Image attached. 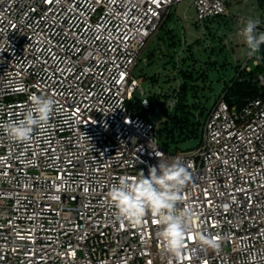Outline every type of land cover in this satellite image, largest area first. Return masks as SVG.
Wrapping results in <instances>:
<instances>
[{"label": "built area", "instance_id": "1", "mask_svg": "<svg viewBox=\"0 0 264 264\" xmlns=\"http://www.w3.org/2000/svg\"><path fill=\"white\" fill-rule=\"evenodd\" d=\"M233 1L0 0V124L21 119L32 94L55 101L30 142L0 128V264H264V98L232 107L222 89L197 146L169 150L161 130L180 101L185 41L170 70L176 86L144 90L134 74L179 5L204 23L231 16ZM255 1L262 33L264 0ZM238 14L241 37L249 17ZM260 61L248 56L240 73ZM160 153L191 174L178 207L195 220L178 256L150 214L122 222L108 196L120 177L147 176ZM197 232L220 247L200 245Z\"/></svg>", "mask_w": 264, "mask_h": 264}, {"label": "clouds", "instance_id": "2", "mask_svg": "<svg viewBox=\"0 0 264 264\" xmlns=\"http://www.w3.org/2000/svg\"><path fill=\"white\" fill-rule=\"evenodd\" d=\"M259 23V19L249 18L238 33L249 57L256 56L264 45V32H256ZM29 100L31 107L22 113L21 119L0 124L4 133L16 142H30L34 130H43L54 111L55 101L50 97L32 94ZM158 156V165L150 166L147 176L141 171L136 177H120L109 189L108 196L115 206L117 219L122 222L140 225L150 214L161 226L158 236L165 250L178 256L184 251L187 229L195 220L191 208L181 210L178 207L184 199L183 189L190 183L191 174L178 157L168 164L162 153ZM195 239L212 250L220 247L219 241L208 234L197 232Z\"/></svg>", "mask_w": 264, "mask_h": 264}, {"label": "rangeland", "instance_id": "3", "mask_svg": "<svg viewBox=\"0 0 264 264\" xmlns=\"http://www.w3.org/2000/svg\"><path fill=\"white\" fill-rule=\"evenodd\" d=\"M237 5L235 3V6ZM230 6L234 5L229 3ZM254 10H258V2L249 0L242 5V10L238 15L248 18ZM237 13L238 11L235 13L232 10L231 16L197 23L194 7L185 2L178 6L177 10L172 13L171 20L167 23V27L173 30L178 40H180L177 53L181 51V42L185 41L184 52L182 57L179 58L181 60V70H190L195 77H198L199 73H206V81L195 82V90L191 91L189 95V104L195 103L206 108L203 116H201L202 110L196 111L197 118L203 122V125L213 101L221 94L222 89L226 88V84L232 85L230 82L236 78L240 72L241 64L248 57L243 38L234 35L239 27V22L235 19ZM185 16H187L186 19ZM161 35L162 33H160ZM164 38H167V36L164 35ZM155 39H152L150 46L146 49L143 60L154 47L161 46L159 39ZM161 47L163 54L156 56L155 63L151 65L141 61L135 69L134 74L136 77L146 79V82L143 83L144 90H147V81H150V77L153 75L158 77L160 86L164 88H167L169 83L176 86L177 82L170 79L173 59L164 56V52H167V45ZM249 64L252 65V62L250 61ZM251 67L254 69L253 66ZM179 78L183 83L184 80L181 75ZM195 93L198 94V97H194ZM198 142L199 139H190L178 146L181 150H189L195 148Z\"/></svg>", "mask_w": 264, "mask_h": 264}, {"label": "trees", "instance_id": "4", "mask_svg": "<svg viewBox=\"0 0 264 264\" xmlns=\"http://www.w3.org/2000/svg\"><path fill=\"white\" fill-rule=\"evenodd\" d=\"M172 14H170L165 23L161 26L159 32L155 38L159 39L161 46L167 45V52H164V56L173 59L171 62L172 66H175V54L177 48H179L180 40L177 35L174 34L173 30L167 27V23L171 20ZM160 33L162 35L160 36ZM164 35L167 38H164ZM156 40V39H154ZM150 46V45H149ZM161 46H156L147 55L146 64L155 63L156 56L162 55L163 50ZM172 52V53H171ZM261 61L251 72H239L238 78H234L230 84H226V100L232 107L238 108L244 107L248 102L264 98V86L259 85V76L264 77V45L261 46L260 52ZM182 79L184 80L181 84L180 89V101L174 112L169 116V120L163 125L161 134L163 137V145L169 150H181L179 144L190 139H199L203 133V122L198 120L196 111H201V116L204 115L206 108L200 107L198 104H189V95L191 91L195 90L194 83L200 80L206 81V73H199L198 77H195L193 72L190 70H181L180 72ZM150 81L153 84H159V79L156 76H151ZM160 85V84H159ZM163 88V86H161ZM194 97H198L195 93Z\"/></svg>", "mask_w": 264, "mask_h": 264}, {"label": "crops", "instance_id": "5", "mask_svg": "<svg viewBox=\"0 0 264 264\" xmlns=\"http://www.w3.org/2000/svg\"><path fill=\"white\" fill-rule=\"evenodd\" d=\"M249 0H243V1H234V2H230L231 4H233L234 6H230V11H231V14H232V10L236 13V11H239L241 12L242 10V5L247 2ZM235 3L238 4L237 6H235ZM178 12V11H177ZM260 15V11L258 10H254L253 13L250 15L249 18H255V17H258ZM181 16V15H179Z\"/></svg>", "mask_w": 264, "mask_h": 264}]
</instances>
